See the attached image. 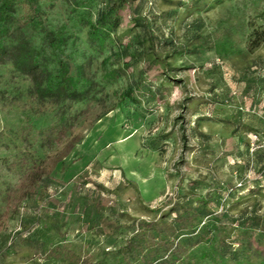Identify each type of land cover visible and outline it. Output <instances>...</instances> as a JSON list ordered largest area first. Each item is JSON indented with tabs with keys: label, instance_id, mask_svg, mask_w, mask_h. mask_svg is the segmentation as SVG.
Here are the masks:
<instances>
[{
	"label": "rangeland",
	"instance_id": "374dc122",
	"mask_svg": "<svg viewBox=\"0 0 264 264\" xmlns=\"http://www.w3.org/2000/svg\"><path fill=\"white\" fill-rule=\"evenodd\" d=\"M38 1L45 26L66 37L72 73L83 70L94 88L84 100L39 98L29 75L0 64V220L42 162L62 156L38 195L5 222L0 264L98 259L123 246L135 224L183 206L199 213L206 238H225L230 257L258 264L264 222L254 227L252 219L264 220V41L254 49L251 41L264 32V0H133L103 48L90 40L88 22L104 0ZM19 23L15 42L24 35L41 46L43 32ZM120 44L138 62L113 78ZM105 217L120 232L104 228Z\"/></svg>",
	"mask_w": 264,
	"mask_h": 264
},
{
	"label": "trees",
	"instance_id": "16d2710c",
	"mask_svg": "<svg viewBox=\"0 0 264 264\" xmlns=\"http://www.w3.org/2000/svg\"><path fill=\"white\" fill-rule=\"evenodd\" d=\"M94 1L97 0H88L89 3ZM104 1L105 8L96 20L88 22L90 40L102 48L113 28L120 24L119 12L133 0ZM18 7H23V13L16 16ZM136 21L140 24V19L136 18ZM18 22L19 29L23 26L43 32L41 46L34 45L32 40L24 35L19 36L15 42L13 26ZM107 25L112 27L107 28ZM151 41L154 47V40ZM263 41L264 32L255 33L251 41L253 49ZM65 44L66 37L62 30H49L45 26L38 0H0V64L11 61L16 70L29 75L37 97L52 98L57 102L78 101L86 99L92 92L94 81L83 70L80 71L79 77L72 73L70 62L64 58ZM119 46L118 56L123 64L112 70L110 75L113 78L126 75L138 62L136 53H130L124 44ZM132 94L133 90L129 89L123 95L130 97ZM61 160V155L50 156L33 172L27 183L19 186L17 198L8 204L1 217L0 232L10 214L17 210L19 202L38 195L43 189L42 185ZM171 212L163 214L160 219L135 224L134 233L123 246L105 250L100 258L87 255L70 261L69 264H204L205 261L211 264H230L232 259L236 260L237 264H242V260H237L236 256H229L232 247L225 238H206L210 230L207 226L199 227V213L196 210L183 206L182 212L177 208ZM173 212H177V215L173 220H168ZM100 220L102 226L112 232L118 233L122 229V224L117 220L106 217ZM263 222V218L252 219L254 227H260ZM252 247L250 240L249 256L253 254ZM258 264H264V256Z\"/></svg>",
	"mask_w": 264,
	"mask_h": 264
}]
</instances>
